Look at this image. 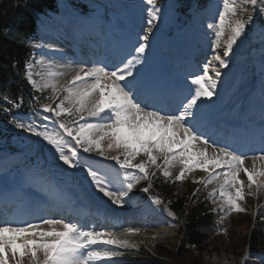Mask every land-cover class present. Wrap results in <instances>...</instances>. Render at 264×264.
<instances>
[{
  "label": "snow or ice",
  "instance_id": "1",
  "mask_svg": "<svg viewBox=\"0 0 264 264\" xmlns=\"http://www.w3.org/2000/svg\"><path fill=\"white\" fill-rule=\"evenodd\" d=\"M146 3L150 7L146 10L145 30L122 65L113 68L95 64L79 67L63 86L60 79L64 72L52 71L49 66L47 72L37 73L41 76V80L37 81L31 71L34 65H28L27 79L32 86L40 90L50 88L59 101L55 107L44 105L43 111L53 113L57 118L64 115L78 118L72 120L71 126L61 121L58 126L63 130L61 133L49 131L47 124L43 125V130H38L34 123L25 124L15 118L12 123L16 128L46 141L63 165L71 169L86 168V174L96 190L119 207L128 202L125 197L140 180L149 181L148 187L142 189L149 191L152 177L156 176V171L150 169L155 168L173 183L183 182L197 170L203 171L207 175L193 182L202 184L205 189L213 186L208 191V197L224 213L221 220L233 212H245L243 202L246 197L264 192V148L260 150V155L251 157L253 163L249 168L245 166V160L249 158L246 154L229 150L226 146L214 147L197 131L194 121L198 101L211 99L217 86V79L209 74L210 67L213 62L221 68L229 67L225 57L233 54L234 45L245 34L248 25L254 26V16L246 6L255 10L257 0H223V11L219 13L218 21L207 25L214 33L213 54L202 72L191 78L190 84L194 87L176 112L150 108L138 99L135 90L134 68L145 62L143 54L149 48V35L160 19L156 0H146ZM260 3L264 4V0ZM259 14L264 16V8L259 9ZM222 42L224 51L217 52ZM214 75H221L219 69ZM61 92L63 95H60ZM8 102L20 106L14 100ZM105 113L106 117L102 115ZM89 117L95 118V122L87 119ZM42 119L47 121L49 117L43 116ZM66 137L71 138V142ZM196 145H199L198 150L192 151ZM77 146L84 153L95 151L124 169L120 186L114 185L111 178L97 169L82 164ZM109 152L118 154L108 157L106 153ZM159 160L163 163H158ZM177 167L179 172L173 176V169ZM128 169H136L142 175L129 177ZM241 173L247 177V183L240 178ZM154 202L163 203L159 199ZM138 234L139 229L134 228H128L120 235L81 230L77 224L50 218L42 223L4 221L0 222V264H25V259L27 264H98L100 261H112L124 255L118 249L136 247L121 236Z\"/></svg>",
  "mask_w": 264,
  "mask_h": 264
},
{
  "label": "trees",
  "instance_id": "2",
  "mask_svg": "<svg viewBox=\"0 0 264 264\" xmlns=\"http://www.w3.org/2000/svg\"><path fill=\"white\" fill-rule=\"evenodd\" d=\"M46 9H55L54 0H0V98L3 94L13 99L20 96L31 103L35 97L23 79V65L33 51L38 15ZM153 182V192L164 196L180 218L181 247L176 255L166 254L175 263L141 259L133 264H205L202 256L219 240L217 216L210 201L202 195L191 200L192 189L180 195L178 188L169 186L160 176ZM229 232L233 246H222L224 250H216L217 253L237 256L244 252L264 253V212L254 219L247 209ZM160 251V255H165V251Z\"/></svg>",
  "mask_w": 264,
  "mask_h": 264
},
{
  "label": "rangeland",
  "instance_id": "3",
  "mask_svg": "<svg viewBox=\"0 0 264 264\" xmlns=\"http://www.w3.org/2000/svg\"><path fill=\"white\" fill-rule=\"evenodd\" d=\"M79 1H81L82 3H84L85 5L90 7V9L92 11L91 15H93L95 17V19H93L91 17L93 19V21H90L89 23L94 25V26H96V27H101L103 30H107V28L109 26V24H108V16L110 14L108 12H109L110 9H112V5H113L112 0H79ZM221 1L222 0H217L216 4L210 9V11H207L206 13H204L203 15H200L196 19V23L199 25V30L202 32V35L208 36L207 38L210 37L211 41H212L211 53H209V57L207 58L206 61L203 60V59L201 60V61H203V63L201 64V68L202 69H203V66L206 64V62L211 58V55L213 54L212 53V47H213L214 33H213V31L211 29H209L207 27V25L209 23H216L218 21L219 13L222 12L221 9H219V7L221 6ZM149 7H150L149 5H146V7L144 9V11H145L144 12L145 13V21H146V15H147V11L146 10ZM160 12H161V9H159V15H160ZM43 19L47 20V18H45V17H43ZM176 19L177 18H176L175 15L171 16V18H170L171 21L172 20H176ZM171 21H168L167 19L162 18V22L163 23H159V24L163 25L162 27L164 29H171V27H174L172 25ZM54 23H56V22H54ZM162 27H160V28H162ZM144 30H145V25L143 27V31ZM58 31H59L60 38H62V42H60L61 39L57 40V39L50 38L48 36L47 32L45 31V29H40L38 34H39L41 40L43 41V43L45 45H49L51 47L57 46L58 50L60 52H64V51L66 52V49H68V47H69V43L62 48V45H65V43H66V42L65 43L63 42L65 40V38H63L62 35H66V37H67V31L63 27H60ZM151 34H152V32H151ZM179 35L182 36L181 39L184 41L186 46H189V44H190L189 42H190L191 38L187 34V31L186 30H182V31L179 32ZM226 38H227V33H226L225 39ZM127 40H128L127 39V35L125 34V38L123 40V43L121 45V50H120V52L123 51V53L121 54L122 58L124 57L123 60H122L123 62H124V60L126 58L130 57V53L132 52L133 46L140 42L138 40L136 44H135L136 41L133 42V43H129V42L127 43ZM81 42H83L84 46L86 47L85 53L89 54V55H92L93 50L90 47V42L87 39L82 40ZM100 46H101L100 52L103 54V48L105 47V44L101 45V43H100ZM223 49L224 48H223V45H222V47L220 49H217L216 51L222 53ZM247 49H249V47ZM116 55H117V53L112 52V51L110 52L109 60L111 61V63H113V62L117 63V58L115 60ZM166 55L168 56V53H166ZM119 57H121V56H119ZM143 58H144L145 62L143 64L136 65V67L134 68V72L138 71V69H141L144 66H146L148 63H150V59H149L148 54L147 55H146V53L143 54ZM263 58L264 57L262 55L257 57L256 65L258 67H263L264 66ZM67 64H73L76 67L77 66H79V67H87V66H89L88 64H85V63L84 64H75L68 57L67 58H64V57H62V58H50V57L39 58L38 57V59L34 62L33 65L35 67L36 66H40L41 69H39V71H35L34 70V74L33 75H35V77H39V78H35V79L37 81H40L41 80V76L38 75L37 73L47 72L49 70V66H51V70L52 71L62 72V68L66 67ZM171 64H173V63L171 62ZM213 65H214V62H213ZM213 65L210 67V70L213 68ZM216 68H218V67H216ZM70 80H71V77L70 78L63 77L62 79H60V85L63 86L64 84L68 83ZM135 86L137 87V91H138L137 94H141V96L144 97V102H146L147 97H149V92L150 91L146 90L145 83L140 84V82L136 81L135 82ZM249 86H252V83ZM36 89H39V88H36ZM47 89H50V88H44L43 90H47ZM246 91L247 90L241 91L239 96H238V98L243 96ZM219 100H220V93L214 91V95L212 96L211 99L202 98L200 101H198L196 112L199 109L200 111H202V114L198 115L196 113L197 118L201 119L202 116L208 115V119L209 118L211 119L212 116L215 115L214 111L218 107L217 105L219 103ZM157 106H158L157 104L153 105V107H157ZM210 131H211L210 129H207V131H206L207 137H205V136L204 137L207 138L209 140V143L213 144L214 147L215 146H220L219 144H217L218 142L214 143L213 136L211 135V137H210V135H209ZM198 147H199V145H196L195 147H193L192 151L198 150ZM211 151H212V148L209 149V152H211ZM57 155L58 154H56V153L54 154L55 158L57 157ZM246 155L248 156V154H246ZM248 157L249 158L245 160V165L247 167L251 168L252 167V163H253L251 157H253V156H248ZM87 163H89L91 165V167H93V168L97 169L98 171H100L102 174H104V175L108 176L109 178H111V180H112L114 185H116L117 187L120 186L122 176L125 174V170L124 169L121 170V171H115V170H113V168L111 166L99 163L97 161V158H95V161H94L92 159V157H90V160L87 161ZM161 163H163V160L161 161ZM257 163H259V162H257ZM177 172H179V168L178 167L173 169V176H175V174ZM127 175L129 177L134 178L137 175H141V173L133 172L132 170L128 169L127 170ZM206 175L207 174L204 173L203 171L197 170V171L189 174L188 178L193 182L194 180H199L201 177H204ZM240 178L242 180H244L245 183H247L246 176H245V178H243V177H240ZM196 184H198V183H196ZM209 187L211 188L213 186H209ZM94 189H95V191L97 193L103 195L98 190H96V188H94ZM245 191L247 192L248 190L245 189ZM260 195L264 196V192H261L257 196H252V197L254 199H256ZM85 197L87 199H94V196L92 194H90L88 191H85ZM105 198L109 202H111L107 197H105ZM262 203L264 204V197H263V202ZM216 206L219 209V205L216 204ZM231 215H232V213H231ZM231 215H229V217ZM122 232H126V230H123L121 232H117L116 234L120 235ZM140 235H143V234H140ZM162 235L165 236V239L153 240V241H150V240L146 239V240H142L140 243L136 242L135 243L136 247H134V248L118 249L119 251H122L123 253H126V254L124 256L123 255L120 256V257H122L121 259L119 258L120 260L119 259H117V260L115 259V260H112L111 262H107L106 264H118V263L124 262L125 257H127V258H132V257L141 258V257H143L144 258L143 254L145 252H148L149 254L152 253L150 255H153L154 251H155V247H157L158 245L165 246V247L169 248L170 250L174 251L178 247L179 239H180V237L177 234L176 230L168 231V232H166V233H164ZM121 238H126V235L121 236ZM216 240H217L218 245L215 244L214 246H211L209 248V250H208L209 252L202 256V261L205 264H234V261H233L234 257L230 256L229 254H223V253L219 254V253L216 252V250L218 252L221 249L224 250V247L233 246V242L232 241H231V243L227 242L226 239H223V238H219V240L218 239H216ZM222 246H224V247H222Z\"/></svg>",
  "mask_w": 264,
  "mask_h": 264
},
{
  "label": "bare ground",
  "instance_id": "4",
  "mask_svg": "<svg viewBox=\"0 0 264 264\" xmlns=\"http://www.w3.org/2000/svg\"><path fill=\"white\" fill-rule=\"evenodd\" d=\"M84 29H80V28H77V32L78 34L81 36V37H87L90 39V41L92 42V47L94 50H98L99 49V43L101 40H105L108 36H109V33L106 31L105 33L102 32V31H98L94 28H92V31L90 32H87L86 34L90 33L89 36H87L84 31ZM91 30V29H90ZM89 31V29H88ZM142 33V29H140V34ZM139 34V35H140ZM122 36H124V33L121 34ZM111 43V41H110ZM112 50L113 52H117L119 50V43L117 44H112ZM122 53V51H121ZM81 59L85 62H90V58L85 55V54H81L80 55ZM117 58V56H116ZM184 65L186 66V70L190 73V72H193L195 69H196V65L197 63L193 62V58H191V55H188V56H184ZM105 63H108V65H110V62H108V60H104ZM216 65H218L219 67V64L217 63ZM79 68V66H74L73 64H67L66 67L62 68V72L65 73V75L63 77H67V78H70L72 77V75H74V70H77ZM218 69V68H215V69H212L210 75L213 76V78L217 79V86L216 88L214 89L215 91H217L221 86L222 84L219 82V79H220V76L219 77H215L214 73H215V70ZM221 73V72H220ZM249 77L248 75L244 78V76L241 78V81L240 83L242 84L244 82V79L247 80ZM156 79V78H155ZM155 79H152L151 80V83H155V88H151L152 89H156V96L157 97H162L164 96V91H165V88H166V83H163V82H159V84L161 85H158L156 83V81H160V80H155ZM162 107L165 108L166 107V103H162ZM166 110H169V107L167 106ZM214 130H218V129H214ZM195 147V146H194ZM7 216V215H6ZM107 219L105 218V221ZM48 226L45 225L44 228H47ZM59 227V226H58ZM116 227V226H114ZM160 225L158 223H156V221H146L145 223H143V220L142 218L138 217L136 218L135 220H133L131 223L129 224H124L123 226H121L120 228L116 227V228H110V230L112 232H121L123 230H127L128 228H134V229H139V234L138 235H134V236H128L126 235V238H122V239H128L131 243L135 244L136 242L137 243H140L142 240H150V241H153V240H160V239H165V236L162 235V234H158V232H156L155 229L159 228ZM155 230V231H154ZM141 233H145L147 235H140ZM163 237V238H162Z\"/></svg>",
  "mask_w": 264,
  "mask_h": 264
}]
</instances>
